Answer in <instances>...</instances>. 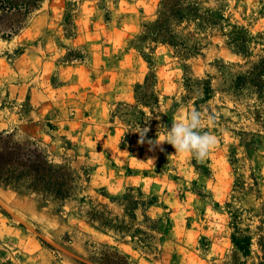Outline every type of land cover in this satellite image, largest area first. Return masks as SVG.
I'll use <instances>...</instances> for the list:
<instances>
[{
    "label": "rangeland",
    "instance_id": "1",
    "mask_svg": "<svg viewBox=\"0 0 264 264\" xmlns=\"http://www.w3.org/2000/svg\"><path fill=\"white\" fill-rule=\"evenodd\" d=\"M18 1L0 9V176L42 174L32 159L72 184L60 199L0 179V264H264V94L246 77L264 0H182L216 23L173 22L178 45L145 37L163 0ZM192 108L217 138L204 159L130 130L158 139Z\"/></svg>",
    "mask_w": 264,
    "mask_h": 264
},
{
    "label": "trees",
    "instance_id": "2",
    "mask_svg": "<svg viewBox=\"0 0 264 264\" xmlns=\"http://www.w3.org/2000/svg\"><path fill=\"white\" fill-rule=\"evenodd\" d=\"M19 8H23V3L18 0H0L1 10L11 11ZM197 10V7L192 5L191 2L184 6L182 0H163L159 17L155 22L147 25L145 37L153 41L161 40L172 45H178L176 35L173 33V22L194 17L196 19H203L205 22L203 24L209 23L212 25L216 23V21L211 20L210 17L199 14ZM238 34V28L234 26V29L231 31V41L234 42L238 52L248 53L250 37H240ZM256 37L264 42V33L258 34ZM246 77L260 93L264 94V55L255 63L252 70L249 71V75ZM209 96L210 95H207L204 99H208ZM19 165L25 168L41 166L44 172L40 174L39 172L31 173L30 171L29 173L22 172L19 175H13L12 171H9V177L0 176V179H2L6 185L25 184L34 190H44L60 199H65L71 195L70 186L72 183H70V178H68L69 172H67L64 166L54 165L48 161H32V159L27 160V162H19ZM235 213L234 222L236 223L234 225L235 232L232 235V241L244 255H248L250 253L252 236L248 228L239 226V215Z\"/></svg>",
    "mask_w": 264,
    "mask_h": 264
},
{
    "label": "clouds",
    "instance_id": "3",
    "mask_svg": "<svg viewBox=\"0 0 264 264\" xmlns=\"http://www.w3.org/2000/svg\"><path fill=\"white\" fill-rule=\"evenodd\" d=\"M205 115L196 108H192L174 120L171 127H167L165 133L155 140L146 139V134L149 131L147 126L143 128L137 126L130 128V130L139 134L138 144L145 142L149 144V151L162 143H167L172 145L177 153H190L197 159H204L215 149L217 144V138L212 133L200 131L204 127L202 121ZM206 122L208 126H212L215 123V116L207 115Z\"/></svg>",
    "mask_w": 264,
    "mask_h": 264
}]
</instances>
